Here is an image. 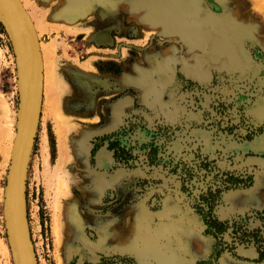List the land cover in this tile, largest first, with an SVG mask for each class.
<instances>
[{"label": "rangeland", "instance_id": "rangeland-1", "mask_svg": "<svg viewBox=\"0 0 264 264\" xmlns=\"http://www.w3.org/2000/svg\"><path fill=\"white\" fill-rule=\"evenodd\" d=\"M26 1L42 48L21 178L36 264H264L252 248L213 255L217 242L195 209L211 178L197 174L184 186L180 176L200 159L214 175L252 176L251 187L223 193L216 215L232 221L264 212V0ZM26 58L0 7V127L11 124L9 135H17ZM111 135L132 150L130 166L108 150ZM7 136L0 264H17ZM153 143L158 166L146 157Z\"/></svg>", "mask_w": 264, "mask_h": 264}, {"label": "trees", "instance_id": "trees-1", "mask_svg": "<svg viewBox=\"0 0 264 264\" xmlns=\"http://www.w3.org/2000/svg\"><path fill=\"white\" fill-rule=\"evenodd\" d=\"M114 137V135H111L104 139L109 143L108 150L113 153L116 162L130 166L131 161L135 160L132 150L123 146L118 139L113 140ZM159 150L158 147L154 146V143L151 144L150 151L146 154L150 166H158L163 162V159L159 158ZM211 166L212 163L208 162L207 159H200L195 169L185 164L180 176L184 186L196 178L197 174L203 173L204 178H211L206 184V189L201 191L195 209L205 224V234L213 237L217 242L213 255L220 258L227 252L233 256H238L241 247L245 249L252 248L256 255V261L264 262V231L261 229V227L264 228V212L257 213V216L253 218L247 217L232 221H222L216 215V209L220 205L223 193L232 189L251 187L253 177L247 174L236 175L229 172L214 175L213 171L216 168ZM165 167H170V165H165ZM178 169L179 166H176L170 172L178 174ZM195 171L197 172L195 173ZM255 221L262 223V226L253 227L251 224ZM227 236L231 239V242L225 241Z\"/></svg>", "mask_w": 264, "mask_h": 264}, {"label": "water", "instance_id": "water-1", "mask_svg": "<svg viewBox=\"0 0 264 264\" xmlns=\"http://www.w3.org/2000/svg\"><path fill=\"white\" fill-rule=\"evenodd\" d=\"M0 5L16 24L24 38L27 48V64L24 67L21 80L17 139L7 178V222L16 263L36 264L25 227L20 186L22 164L39 94L41 73L39 46L33 27L21 4L17 0H0Z\"/></svg>", "mask_w": 264, "mask_h": 264}, {"label": "bare ground", "instance_id": "bare-ground-1", "mask_svg": "<svg viewBox=\"0 0 264 264\" xmlns=\"http://www.w3.org/2000/svg\"><path fill=\"white\" fill-rule=\"evenodd\" d=\"M20 4H21V6H22V8H23V10H24V12H25V14H26V11H27V7H26V4L24 5L23 4V1L22 0H17ZM26 2H28V0L26 1ZM25 3V2H24ZM23 4V5H22ZM29 4V3H28ZM28 4H27V6H28ZM30 5H31V3H30ZM29 5V6H30ZM0 7L2 8V6L0 5ZM34 8V7H33ZM3 9V8H2ZM4 10V9H3ZM5 11V10H4ZM6 12V11H5ZM38 12V11H37ZM28 13V12H27ZM6 14H7V16L9 17V19L12 21V23H13V25L15 26V28L19 31V29L17 28V26H16V24L14 23V21L10 18V16H9V14L6 12ZM35 14V13H34ZM27 15V17H28V19H29V21H30V23H31V25H32V27H33V30H34V32H35V35H36V38H37V41H38V33H37V30H36V24H35V26H34V24H33V21H32V17L30 18V16H29V14H26ZM39 20V19H38ZM40 23V22H39ZM19 33H20V35H21V37H22V39L24 40V38H23V36H22V34H21V32L19 31ZM24 44H25V41H24ZM25 46H26V44H25ZM38 46H39V57H40V80H39V93H40V82H41V77H42V56H41V45L39 44V42H38ZM27 49V48H26ZM27 51V50H26ZM26 60H27V58H26ZM27 64V61H26V63H25V65ZM25 65H24V67H25ZM24 70V69H23ZM22 77H23V73H22ZM46 79V78H45ZM21 80H22V78H21ZM47 80V79H46ZM19 82H21V81H19ZM47 83V82H46ZM20 85V84H19ZM21 89V88H20ZM20 95H21V90H20ZM38 99H39V94H38V98H37V105H38ZM37 105H36V108H35V113H34V117H33V124H32V128H31V132H30V135H29V140H28V144H27V148H26V152H27V149H28V146H29V143H30V138H31V133H32V130H33V126H34V121H35V114H36V109H37ZM6 114H7V109H6ZM9 115V114H8ZM7 115V116H8ZM10 116V115H9ZM19 116V115H18ZM1 119H3V118H0V120ZM18 120H19V117H18ZM2 121V120H1ZM10 121V120H9ZM12 123V122H11ZM15 123V122H14ZM13 124V123H12ZM8 125H11V124H8V122H7V124H6V129H4L5 128V126H4V128L3 127H0L1 129H0V133H1V135H0V138L2 139V137L4 138V141H5V137L7 136V135H9V131H8ZM18 125V124H17ZM12 126V125H11ZM10 127V126H9ZM11 128V127H10ZM11 130H12V128H11ZM10 130V131H11ZM17 130H18V126H17ZM7 131H8V133H7ZM7 134V135H6ZM16 133L14 132V135H12V133L9 135V136H7V138H8V140H10V141H12V146H11V149L9 150V152L7 151L8 149H6L5 150V153H4V157H3V159H8L7 161H9L10 162V160H12V157L11 156H13V152H14V150H15V146L13 145L14 143H13V141H14V139H15V137H16V139H17V135H15ZM6 138V139H7ZM12 139V140H11ZM7 141V140H6ZM1 143H3V141L1 140ZM16 143V142H15ZM2 145V144H1ZM13 146H14V150H12L13 149ZM26 152H25V156H26ZM25 156H24V160H25ZM24 160H23V163H24ZM11 166V165H10ZM22 168H23V164H22ZM21 178H22V172H21ZM20 188H21V186H20ZM6 197H7V194H6ZM21 202H22V198H21ZM6 204H7V199H6ZM22 204V203H21ZM22 211H23V209H22ZM7 221H8V219H7ZM26 227V226H25ZM15 253V252H14Z\"/></svg>", "mask_w": 264, "mask_h": 264}, {"label": "crops", "instance_id": "crops-1", "mask_svg": "<svg viewBox=\"0 0 264 264\" xmlns=\"http://www.w3.org/2000/svg\"><path fill=\"white\" fill-rule=\"evenodd\" d=\"M262 47H263V49H264V41H262ZM204 223V222H203ZM204 226H205V224H204ZM206 228V227H205ZM213 238V237H212ZM214 239V238H213Z\"/></svg>", "mask_w": 264, "mask_h": 264}]
</instances>
